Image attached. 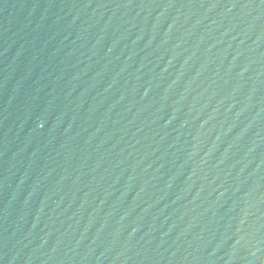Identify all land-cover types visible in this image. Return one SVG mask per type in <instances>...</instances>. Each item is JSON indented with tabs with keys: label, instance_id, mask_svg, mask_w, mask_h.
I'll use <instances>...</instances> for the list:
<instances>
[{
	"label": "water",
	"instance_id": "95a60500",
	"mask_svg": "<svg viewBox=\"0 0 264 264\" xmlns=\"http://www.w3.org/2000/svg\"><path fill=\"white\" fill-rule=\"evenodd\" d=\"M0 264H40L36 0H0Z\"/></svg>",
	"mask_w": 264,
	"mask_h": 264
}]
</instances>
